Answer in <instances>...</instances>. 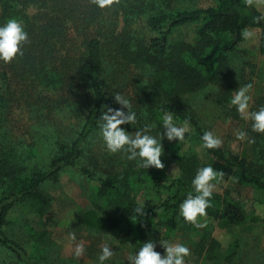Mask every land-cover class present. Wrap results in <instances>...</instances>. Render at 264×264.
Returning a JSON list of instances; mask_svg holds the SVG:
<instances>
[{
    "label": "trees",
    "instance_id": "1",
    "mask_svg": "<svg viewBox=\"0 0 264 264\" xmlns=\"http://www.w3.org/2000/svg\"><path fill=\"white\" fill-rule=\"evenodd\" d=\"M31 7L35 11L29 14ZM262 15L253 0L251 4L248 0H211L206 6L190 0H113L104 8L94 0H0V23L18 18L29 34L23 55L10 62L0 60V245L24 264H39L8 236L7 214L24 200L40 217L50 203L43 185L67 171L92 182V204L79 215L83 226L116 233L134 248L153 240L160 253L162 243L177 228H196L180 215L179 205L192 190L191 180L199 167L211 164L224 173L214 182L251 187L264 198L263 132L250 129L254 142L240 154L225 145L204 149L200 137L207 127L197 113L183 107L187 96L210 91H215L213 100L218 104L229 100L240 83V77L234 79L230 57L245 28L260 30L259 49L264 53V19L257 22ZM119 16L123 20L120 30ZM187 24L195 25L193 40H172L173 31ZM12 78L32 97L31 107L43 127L57 130L45 167L28 168L24 163L25 155L37 153L32 143L20 150L9 148L7 93ZM31 91H35L33 96ZM117 91L130 97L137 113L136 123L122 127L136 130L150 124L152 134L158 135L163 131L161 109L172 111L177 123L189 121L203 158H197L191 148L182 151L181 141L164 138L163 168H142L136 160L107 150L106 169L94 158L84 161L86 143L98 133L100 112L105 105L120 107L112 96ZM227 109L232 115L233 108ZM71 116L75 121L65 128L61 122ZM170 165L179 174L167 173ZM139 191L143 216L134 212L139 202L134 195ZM209 199L207 217L221 226L264 225V216L248 210L227 189L213 190ZM43 234L38 231V240ZM203 235L208 237L207 232ZM215 242L211 240L210 249ZM238 242L236 237L229 250L237 251Z\"/></svg>",
    "mask_w": 264,
    "mask_h": 264
},
{
    "label": "rangeland",
    "instance_id": "2",
    "mask_svg": "<svg viewBox=\"0 0 264 264\" xmlns=\"http://www.w3.org/2000/svg\"><path fill=\"white\" fill-rule=\"evenodd\" d=\"M190 3L206 6L211 3V0H190ZM253 3L264 13V0H253ZM34 11L35 8L31 7L28 12L31 14ZM118 18V30H120L123 20L121 16ZM194 29L193 24L180 26L173 31L171 38L172 40L183 38L191 41L194 38ZM249 29L253 30L256 36L248 40L243 37L238 43L237 51L230 57V62L233 66L234 79L240 77L237 88L249 82L253 85L250 89L252 99L249 102V110L252 111L264 105V98H262L264 97V53L259 49L260 30L255 27H249ZM9 88L7 110L10 112L7 135L12 142L9 148L15 147L20 150L25 147V144L32 143L37 153L29 157L25 155V150L24 155L27 159L24 163L28 168L45 167L51 154L53 138L58 135L57 130L47 126L43 127L38 120V114L31 107L32 97H27L13 78L10 80ZM236 89L232 91L229 100L224 105L216 103L213 100L215 91H210L207 95L203 93L196 97L187 96L183 100V107L197 113L207 130H211L214 135L220 137L221 145H225L233 153L240 154L252 137V121L242 117L236 106L231 104V97ZM126 92L129 94L130 89H126ZM34 93L35 91H31L29 94L33 96ZM227 107L233 108L231 113L236 116L230 115ZM70 121H75L74 116L61 124L66 128V124ZM47 124L51 125L49 122ZM59 129L62 131L61 127ZM238 130H245L248 137L238 139L235 134ZM192 133L189 127V131L185 133L186 139L181 141V150L191 148L197 154V158L202 159L203 150L193 138ZM261 135H264V132ZM105 151L103 141L98 135H93L86 143L84 161L94 158L101 167L106 169L109 164L104 159ZM177 170L176 166L170 165L166 171L175 176ZM73 173L64 172L57 180L47 181L43 185V190L50 197V203L40 217L27 201L16 203L7 214L5 230L8 236L23 246L26 256L39 264H96L97 254L104 243H109L115 251L113 257L105 264H128V253L137 248L124 244L116 233L99 232L80 223L79 215L92 204L90 195L93 187L92 182ZM213 183L215 184L213 190H229L234 197L243 202L248 210L264 216V203L262 202L264 198L259 196L253 188L235 187L232 182L226 181ZM134 196L137 201L143 198L140 191ZM198 219L201 222L206 221L203 227L196 225V228L191 231L179 227L166 239L170 242L185 243L191 249L190 256L186 257L187 264H264L263 224L237 229L232 226H221L218 221L207 216ZM38 231L45 232L40 240H38ZM205 232L208 233L206 239L203 235ZM69 233H75L74 240ZM33 234H36V237ZM236 237L239 239V248L237 251H231L229 247ZM211 240L216 241L213 249H210ZM78 244L84 245V252L79 257L74 255ZM164 252L163 247L161 254L163 255ZM0 264H24V262L18 259L13 251L0 245Z\"/></svg>",
    "mask_w": 264,
    "mask_h": 264
},
{
    "label": "clouds",
    "instance_id": "3",
    "mask_svg": "<svg viewBox=\"0 0 264 264\" xmlns=\"http://www.w3.org/2000/svg\"><path fill=\"white\" fill-rule=\"evenodd\" d=\"M98 7L104 8L113 3V0H94ZM251 4L252 0H248ZM264 19V15L257 17V22ZM243 37L248 40L256 36V33L245 28L242 32ZM29 42V34L22 20L9 17L0 23V60L10 62L16 55H23V45ZM251 82L238 87L231 97V104L236 106L237 111L245 119L251 120V128L257 132H264V105L257 110H249V102L252 99L250 89ZM114 101L120 107L105 105L104 110L99 114L97 135L103 141L107 151L110 153L120 152L128 160H136L139 167L148 168L155 166L163 168L164 163L161 159L164 154L163 139L172 141L186 139L185 133L189 131V121L185 120L182 124L175 121L174 113L161 109L163 112L162 125L163 131L158 135L151 132L152 125L144 124L141 128L129 131L122 125L134 124L137 122V113L132 108L131 100L121 92H114ZM238 139H245L248 133L245 130H238ZM204 149L216 148L222 144L219 136L214 135L211 130H205L201 137ZM249 142H254L249 139ZM179 174V170H177ZM224 173L216 170L211 164H205L196 170L191 180L192 190L188 191L185 198L179 205L180 215L189 222L203 227L206 221L201 222L198 217L207 216L206 209L210 206L215 187L214 181L221 179ZM135 214L143 216L145 214L144 201L140 200L134 207ZM74 240L75 233H69ZM165 252L162 255L155 250L153 240H145L135 251L128 253V264H187L186 257L190 256L191 249L182 242L164 241ZM84 252V245L78 244L75 247L74 255L79 257ZM114 250L109 243H104L100 252L97 254L96 264H105L114 255Z\"/></svg>",
    "mask_w": 264,
    "mask_h": 264
}]
</instances>
